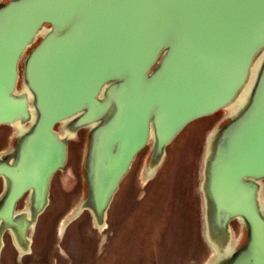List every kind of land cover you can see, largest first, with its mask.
<instances>
[{
  "label": "water",
  "instance_id": "obj_1",
  "mask_svg": "<svg viewBox=\"0 0 264 264\" xmlns=\"http://www.w3.org/2000/svg\"><path fill=\"white\" fill-rule=\"evenodd\" d=\"M39 38L18 93L19 60ZM220 111L228 120L209 136L200 184L205 264H264V0L0 2V125L24 127L18 159L0 166V251L7 231L30 252L79 128L91 129L88 192L64 224L87 211L103 230L140 151L150 146L152 177L188 124ZM27 189L35 205L16 214ZM232 222L245 232L238 244Z\"/></svg>",
  "mask_w": 264,
  "mask_h": 264
},
{
  "label": "rangeland",
  "instance_id": "obj_2",
  "mask_svg": "<svg viewBox=\"0 0 264 264\" xmlns=\"http://www.w3.org/2000/svg\"><path fill=\"white\" fill-rule=\"evenodd\" d=\"M225 115L220 111L188 124L166 147L163 165L152 177L143 171L150 146L141 150L119 185L103 230L87 211L62 228L76 208L67 202L73 190L54 192V199H66L67 204L52 201L40 214L28 233L31 246L25 255L3 235L0 264H205L211 248L203 232L200 172L206 139ZM69 143L59 177L64 183L67 173L79 171L82 155L79 144ZM231 231L233 242L244 239L238 222L231 223Z\"/></svg>",
  "mask_w": 264,
  "mask_h": 264
},
{
  "label": "flooded vegetation",
  "instance_id": "obj_3",
  "mask_svg": "<svg viewBox=\"0 0 264 264\" xmlns=\"http://www.w3.org/2000/svg\"><path fill=\"white\" fill-rule=\"evenodd\" d=\"M47 27H49V26H47ZM40 40H41V38L36 40V42H34L27 49L24 56L19 60V64H18L19 79H18V83H17L18 93L27 91L26 86L24 84L26 59H27V56L32 52V49L40 43ZM226 116L227 115H225V117L222 118L221 121H219L217 123L218 127L215 128L209 134V136L211 134L215 133L216 131H218L219 129H221L222 126H224V124L228 120V119H226ZM73 119L70 122H73L74 121ZM27 126L28 125H25V128ZM23 129H24V127L23 128L20 127V129H18L17 127L15 128L14 126H11V125H0V166H5V167L9 166L10 167V166L14 165V163L18 159L17 155H18V150L20 147L19 144L21 142V138H22L21 135L23 134ZM56 130L59 131V124H57L55 126V131ZM62 131H64V129ZM90 134H91V129L79 128V130H77V132L74 134V136L68 139V141H67L68 151H69V144H70L69 142H75V143L79 144L80 147L82 148V152H81L82 155H81V159H80L79 171L77 172V174L75 173V175H72V176H71L70 172L67 173V176H65L66 180L64 179L65 183H64L63 179H59V177L61 175H63L64 169L57 171L51 177L50 187L48 189L49 195H48V205L47 206L51 205L52 201L55 202L56 205H59L61 203L67 204V202H68L69 205H71V204L76 205V208H75V210H76L86 199L87 192H88V189H87L88 185H87V177L85 175L86 174L85 162H86L87 155H88L87 149L89 146ZM209 136L206 139L205 153L207 151L208 144L210 143V141H209L210 137ZM151 156H152V151L150 150V152L146 156V160L144 162L145 167L143 168V171L146 174L149 170V164H150L149 162L151 160ZM204 158H205V155H204ZM204 158H203V161H204ZM67 161H68V159H67ZM203 165H204V163H203ZM200 173H201V178L199 180V185L203 181L202 170ZM61 180H62V182H61ZM68 181H69V184L67 183ZM66 187H67V189H70V187H71V190H73V193L70 196V198L67 199V202H66V199H62V198H58V199L55 198L54 199L53 193L54 192L55 193L64 192L63 190L66 189ZM200 187H201V185H200ZM8 190H9V182L7 181V179L4 176L0 175V207L3 206V203H4L3 201L5 200V198L8 195ZM14 204H15L14 210H15L16 214L24 213L25 211L33 208L35 203H34L32 190L27 189V190L23 191V194L14 202ZM202 206H203V197H202ZM65 221L66 220H64L63 223L60 225V226H62V228H63V224ZM3 235H6L7 237H9L12 240V236H11V234H9V232L6 231Z\"/></svg>",
  "mask_w": 264,
  "mask_h": 264
}]
</instances>
